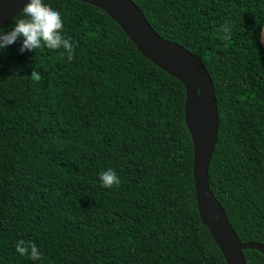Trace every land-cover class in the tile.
<instances>
[{"label": "trees", "instance_id": "1", "mask_svg": "<svg viewBox=\"0 0 264 264\" xmlns=\"http://www.w3.org/2000/svg\"><path fill=\"white\" fill-rule=\"evenodd\" d=\"M133 1L161 36L202 55L219 112L210 189L239 239L264 246V0ZM44 3L74 58L21 53L22 38L0 50V264H227L197 206L183 83L100 7ZM226 21L230 41L217 32ZM109 168L121 181L110 189ZM20 239L42 259L16 252ZM244 256L264 264L257 249Z\"/></svg>", "mask_w": 264, "mask_h": 264}, {"label": "water", "instance_id": "2", "mask_svg": "<svg viewBox=\"0 0 264 264\" xmlns=\"http://www.w3.org/2000/svg\"><path fill=\"white\" fill-rule=\"evenodd\" d=\"M103 9L124 30L138 50L157 66L179 79L186 89L185 121L193 141L196 201L202 222L209 228L227 264H247L245 249L264 246L242 242L226 210L210 189L209 165L219 130V112L212 77L195 54L182 44L161 36L133 0H79ZM27 0H0V29L15 18Z\"/></svg>", "mask_w": 264, "mask_h": 264}, {"label": "clouds", "instance_id": "3", "mask_svg": "<svg viewBox=\"0 0 264 264\" xmlns=\"http://www.w3.org/2000/svg\"><path fill=\"white\" fill-rule=\"evenodd\" d=\"M22 17L15 21L10 31L0 30V50L6 49L22 38L21 53L45 47L49 50L63 48L64 52L61 55H66L69 62L73 60L74 44L70 38H65L62 34L64 25L58 11L44 3V0H27L22 9ZM217 32L223 41L232 39V26L227 21L217 28ZM261 39L264 41V30L261 32ZM30 79L34 83H39L42 76L34 70ZM100 181L102 187L109 189L121 183L116 172L110 168L100 173ZM15 248L21 256L30 257L33 261L42 259L41 251L32 241L20 239L16 242Z\"/></svg>", "mask_w": 264, "mask_h": 264}, {"label": "rangeland", "instance_id": "4", "mask_svg": "<svg viewBox=\"0 0 264 264\" xmlns=\"http://www.w3.org/2000/svg\"><path fill=\"white\" fill-rule=\"evenodd\" d=\"M264 30V29H263ZM263 44H264V41H263Z\"/></svg>", "mask_w": 264, "mask_h": 264}]
</instances>
